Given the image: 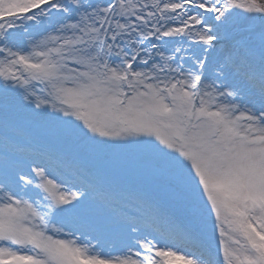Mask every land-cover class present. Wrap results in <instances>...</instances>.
I'll return each instance as SVG.
<instances>
[{
  "label": "snow or ice",
  "instance_id": "obj_1",
  "mask_svg": "<svg viewBox=\"0 0 264 264\" xmlns=\"http://www.w3.org/2000/svg\"><path fill=\"white\" fill-rule=\"evenodd\" d=\"M0 264H264V0H0Z\"/></svg>",
  "mask_w": 264,
  "mask_h": 264
}]
</instances>
